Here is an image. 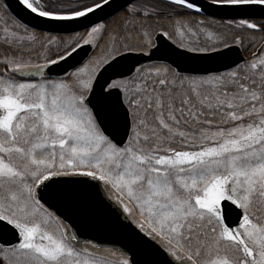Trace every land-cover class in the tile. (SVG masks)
Here are the masks:
<instances>
[{
    "label": "snow or ice",
    "instance_id": "6c2138e0",
    "mask_svg": "<svg viewBox=\"0 0 264 264\" xmlns=\"http://www.w3.org/2000/svg\"><path fill=\"white\" fill-rule=\"evenodd\" d=\"M17 3L33 23L0 0V264H264V0ZM98 187L134 248L58 214Z\"/></svg>",
    "mask_w": 264,
    "mask_h": 264
},
{
    "label": "water",
    "instance_id": "95a60500",
    "mask_svg": "<svg viewBox=\"0 0 264 264\" xmlns=\"http://www.w3.org/2000/svg\"><path fill=\"white\" fill-rule=\"evenodd\" d=\"M117 4H127L130 0H115ZM203 2V0H201ZM9 5L10 13L22 20L24 23L32 24L33 16L30 15L17 0H4ZM209 15L215 19L223 18V10L210 8ZM259 19V17H257ZM47 31V28L37 29ZM83 51L91 53V49L85 47ZM216 67V65H212ZM99 195H90L85 199L74 202H61L58 205L59 212L64 214L67 222L72 224L81 240L91 239L97 244L105 245L108 248H134L135 244L131 239V233L138 230L130 221L125 219L122 210L118 212L119 219L111 213L117 209L113 201L109 200L102 188L97 189ZM129 225V228L122 227Z\"/></svg>",
    "mask_w": 264,
    "mask_h": 264
},
{
    "label": "rangeland",
    "instance_id": "374dc122",
    "mask_svg": "<svg viewBox=\"0 0 264 264\" xmlns=\"http://www.w3.org/2000/svg\"><path fill=\"white\" fill-rule=\"evenodd\" d=\"M101 255L108 256L110 259L114 258L111 256V254L109 252H101Z\"/></svg>",
    "mask_w": 264,
    "mask_h": 264
},
{
    "label": "trees",
    "instance_id": "16d2710c",
    "mask_svg": "<svg viewBox=\"0 0 264 264\" xmlns=\"http://www.w3.org/2000/svg\"><path fill=\"white\" fill-rule=\"evenodd\" d=\"M9 15L13 16L10 12H9ZM251 53L249 52L248 55H250Z\"/></svg>",
    "mask_w": 264,
    "mask_h": 264
},
{
    "label": "bare ground",
    "instance_id": "6f19581e",
    "mask_svg": "<svg viewBox=\"0 0 264 264\" xmlns=\"http://www.w3.org/2000/svg\"><path fill=\"white\" fill-rule=\"evenodd\" d=\"M91 54V53H90Z\"/></svg>",
    "mask_w": 264,
    "mask_h": 264
}]
</instances>
